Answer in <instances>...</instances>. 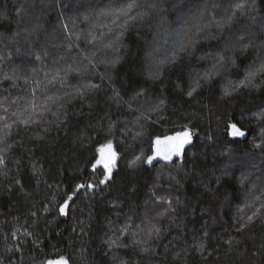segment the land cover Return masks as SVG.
Listing matches in <instances>:
<instances>
[{"label": "trees", "instance_id": "obj_1", "mask_svg": "<svg viewBox=\"0 0 264 264\" xmlns=\"http://www.w3.org/2000/svg\"><path fill=\"white\" fill-rule=\"evenodd\" d=\"M126 2L0 0V105L16 101L9 114L30 103L48 109L39 108L28 126L8 119L12 127L0 143L6 156L0 165V264L60 257L68 264H264V77L223 96L256 59L254 49L240 50L239 36L264 44V0H138L134 21L111 25L102 14ZM229 18L230 25L216 26ZM226 49L236 67L229 62L189 97ZM15 68L21 72L14 76ZM57 71L62 80L45 79ZM88 83L100 88L62 106L45 99ZM141 114L146 119L138 120ZM230 123L246 135L230 136ZM185 126L192 141L181 156L146 163L157 137ZM109 140L117 159L101 185L103 165H92ZM254 196L260 199L244 208ZM160 198L171 201V209ZM256 209L254 221L237 231L238 218ZM126 224L128 235L117 243L127 247L110 250L108 242ZM154 229L158 237L149 238ZM199 241L203 251L195 248Z\"/></svg>", "mask_w": 264, "mask_h": 264}, {"label": "snow or ice", "instance_id": "obj_2", "mask_svg": "<svg viewBox=\"0 0 264 264\" xmlns=\"http://www.w3.org/2000/svg\"><path fill=\"white\" fill-rule=\"evenodd\" d=\"M253 4L255 3V0H252ZM238 8L243 9L245 6L243 4L237 5ZM142 8V5L138 2V0H127L126 3H120L118 5H115L114 7L110 8L108 13L102 14L106 19L109 17L111 25H114L116 27L121 26H127V24L130 21H134L137 18L138 10ZM18 10V14H19ZM87 20V17H85ZM99 19V18H98ZM231 24V18L229 20L225 21L224 23L220 24L218 23L216 26L218 28H224L226 25ZM101 27L108 28L109 25L104 24L100 25ZM65 31H68V26L64 25ZM111 31V29L109 28ZM35 31V29L33 30ZM88 36H92V32L90 31L88 33ZM81 37L79 35H76V39L79 40ZM71 39V36L69 37ZM235 39V34L230 33L229 34V41ZM241 45V51H247L249 48H252L255 50L256 59L249 64L248 68L244 71L243 79L239 81L238 84L234 86L225 87L223 89V96L224 97H230L235 91H237L239 88H247L249 86H255L254 82L258 77H264V44L262 45H255L251 41L245 42L244 36H239V40L237 41ZM185 48H181V51H184ZM234 50V49H231ZM36 61H40L41 57L36 56ZM229 62L231 63V66L234 68L236 67V61L232 59L228 55V49L224 53L221 54V58L216 60L215 63L211 64V66L207 69H205L204 74L202 76H199L196 80L195 86L192 87L188 92L187 95L189 97H192L193 94L197 91V89L200 87V81L203 80L205 82H211L215 76H217L221 70L226 69L229 66ZM88 63L92 65V67H95V64L92 60H89ZM163 63V61H161ZM243 63V61H241ZM79 71V70H78ZM21 72L20 68L13 69L12 74L15 76L17 73ZM67 73H65L66 75ZM8 77L6 76L5 79ZM25 82H30L29 78L27 76L24 77ZM45 79L50 80H57L61 79L62 77L60 75V71H57L55 73L49 74L45 73ZM100 88V85L98 84H81L79 86H72L71 90L64 91L62 94L52 95V96H46L45 99L49 102H51L54 105L62 106L64 102L70 101L75 96L84 97L88 93L92 92L93 90H98ZM143 93H137V96L142 95ZM35 92H33V98H35ZM114 102L119 106L121 104V101L118 99V93L113 98ZM135 99V98H134ZM16 101H11V104H16ZM11 104L8 106L0 105V107H3L4 115H0V121H3V127H0V143H4L8 132L7 129H11L12 124L8 123V119L15 117L13 120V123H18L23 126H28L31 123H36V120L33 118L36 111H38L39 108H43V110H48L46 105H40L37 106L34 103H30L28 106L23 107L20 111H13L9 114V107H11ZM139 119H146V117L141 114V117ZM257 119H261V117H257ZM228 134L232 137H243L246 135L245 131L241 130L240 127L236 123H230L228 126ZM264 132V130H262ZM128 133H126L127 135ZM141 135L140 132H136L134 135H132V140L135 141L137 137ZM192 141V133L188 129L187 126L184 127L183 131L176 132L172 136H166L163 139L157 137L152 142V155L148 156L146 163L151 164L154 159L157 157L161 158L164 161H171L173 156H181L183 154V150L185 148V145L190 144ZM256 147H260V145H256ZM99 152V158L96 159L95 164L92 165L93 169L95 170L98 165H103V168L105 170L104 178L99 181V184H105L108 179H110L112 174V169L115 166V162L117 159V153L113 150V143L111 140L107 142L104 146H102L100 149H98ZM141 158L139 156L136 157L135 160L131 161L130 167H134L136 165V162L139 161ZM6 160V156L3 154V151L0 150V165H4ZM4 175H7V173H3ZM159 180L160 178L157 177ZM245 179H247L245 177ZM19 183V181H17ZM51 187V186H49ZM80 187H83V185H78L77 189ZM88 188L94 187V185L89 184L87 185ZM211 191V189H209ZM261 195H264V192L261 193ZM54 199V197H53ZM73 199L72 195H69L67 199L64 200L63 204L59 205V213L60 215H64L66 213V208L69 206L68 202ZM260 196H254V199L249 201L244 208L251 209L253 207V204L256 200H259ZM160 201L167 203L169 209L172 207V202L169 200H164V198H160ZM264 207V205H262ZM45 211H48L47 207H45ZM243 211V209H241ZM260 212V209H256L251 215H247L246 218L244 216H241L238 218L237 223H239V228H237V231H243L249 224H251L254 219L256 218L257 214ZM33 216L36 215L35 212L32 213ZM163 215V213H161ZM130 228V225H125L120 233L117 235L116 240L109 241V249L111 250L112 247H127L126 244H118L117 240H120L128 235V230ZM26 235H29L30 233H25ZM133 236L136 235V233H132ZM149 238H151L153 235L157 236L159 235L158 230H153L149 234ZM205 236L208 235V233L205 231ZM13 239L16 238V233H12ZM133 243H140V241L133 240ZM229 246L233 244V239L229 238L227 241H225ZM205 247L204 241H199L195 244V248L197 251H203ZM147 251V249H144ZM47 264H68V261L64 257H60L56 261H48Z\"/></svg>", "mask_w": 264, "mask_h": 264}, {"label": "rangeland", "instance_id": "obj_3", "mask_svg": "<svg viewBox=\"0 0 264 264\" xmlns=\"http://www.w3.org/2000/svg\"><path fill=\"white\" fill-rule=\"evenodd\" d=\"M154 160H155V159H154ZM154 160H153V161H154ZM153 161H152V162H153ZM251 162H252V161L245 162V164H244V167H243V168H244V169H246V168H247V169H248V168H250V166H249V165H251V164H250ZM231 165H232V164H231ZM230 167H234V165H233V166H230Z\"/></svg>", "mask_w": 264, "mask_h": 264}, {"label": "water", "instance_id": "obj_4", "mask_svg": "<svg viewBox=\"0 0 264 264\" xmlns=\"http://www.w3.org/2000/svg\"><path fill=\"white\" fill-rule=\"evenodd\" d=\"M186 146V145H185Z\"/></svg>", "mask_w": 264, "mask_h": 264}]
</instances>
